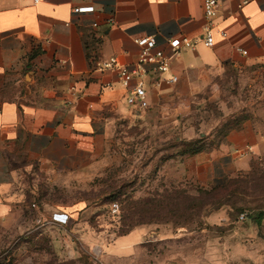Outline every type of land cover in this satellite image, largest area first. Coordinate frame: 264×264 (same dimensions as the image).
<instances>
[{"label":"crops","instance_id":"crops-1","mask_svg":"<svg viewBox=\"0 0 264 264\" xmlns=\"http://www.w3.org/2000/svg\"><path fill=\"white\" fill-rule=\"evenodd\" d=\"M242 1L219 0L215 41L206 46L204 0H0V232L32 221L35 190L25 175L62 186L93 174L119 121L174 111L177 97L219 87L231 74L262 88L251 114L171 172L210 189L248 171L264 154V0ZM86 4L94 10L73 11ZM149 35L166 53L174 36L194 46L172 62L178 81L169 82L170 73L144 77L149 106L142 109L127 102V87L113 70L93 67L111 56L136 64L135 39ZM38 207L36 216L57 232L63 225Z\"/></svg>","mask_w":264,"mask_h":264},{"label":"rangeland","instance_id":"rangeland-1","mask_svg":"<svg viewBox=\"0 0 264 264\" xmlns=\"http://www.w3.org/2000/svg\"><path fill=\"white\" fill-rule=\"evenodd\" d=\"M218 85L177 97L169 113L119 121L93 174L62 186L25 175L35 190L32 221L0 232V264L263 263L264 218L257 215L264 210V154L252 161L256 168L235 176L230 197L229 190L208 195L171 172L188 150L216 146L262 93L234 74ZM39 205L63 225L57 232L36 216ZM129 211L141 222L132 230L142 235L118 234Z\"/></svg>","mask_w":264,"mask_h":264},{"label":"built area","instance_id":"built-area-1","mask_svg":"<svg viewBox=\"0 0 264 264\" xmlns=\"http://www.w3.org/2000/svg\"><path fill=\"white\" fill-rule=\"evenodd\" d=\"M247 0H243L240 4L242 6ZM219 0H204V10L208 22L204 28L202 34V40L206 46H212L215 41V27L212 23V19L217 14ZM94 10L93 5H78L73 8L75 13L90 12ZM97 23H94L96 26ZM221 34H225L224 31H218ZM135 42L140 46V52L138 55L137 63L132 66H127L121 63L116 56H111L106 60H98L95 62L94 70H113L122 83L127 87L126 100L130 105L146 108L149 106L147 99V89L145 86L144 77L150 74L161 75L164 73H170V77L167 79L169 82L178 81V75L171 73V65L178 55L181 54L183 49L193 47V41L185 36H174L168 39V44L171 52L166 53L163 49L158 47L157 40L154 36H144L136 38ZM243 53H247L243 50ZM113 213L119 211L117 203H113L111 206ZM245 215L242 214L241 218Z\"/></svg>","mask_w":264,"mask_h":264},{"label":"trees","instance_id":"trees-1","mask_svg":"<svg viewBox=\"0 0 264 264\" xmlns=\"http://www.w3.org/2000/svg\"><path fill=\"white\" fill-rule=\"evenodd\" d=\"M231 129H229V130H231ZM203 149H205V148H201V149L196 150V151L188 150V154H194V153H197V152H199V151H201ZM251 167L256 168V165H254V164L252 165L251 164ZM238 178H239L238 176L237 177H231L227 182H225V183H223L221 185L215 186V187L210 188V189L200 187V189H201V192H207L208 195H216L220 191L229 190L230 185H232V183H234L235 181H238L239 180ZM235 193H236V191L229 190L228 191V196L230 197V196H232V194H235ZM238 194L241 195L242 193L238 192ZM175 196H176V198H174V200L177 201L178 200L177 195H175ZM176 208L178 209V207H176ZM135 214H136V212L129 211L127 213V215H125V217L121 218L122 219V221H121L122 222V227L119 229V232H118L119 235H125V234L129 233L135 226H137L138 224L141 223L140 221L139 222H134ZM263 218H264V210L261 209V211L257 215L258 222H261L263 220Z\"/></svg>","mask_w":264,"mask_h":264}]
</instances>
